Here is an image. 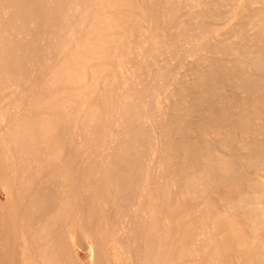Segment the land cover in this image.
Listing matches in <instances>:
<instances>
[{
	"label": "bare ground",
	"instance_id": "6f19581e",
	"mask_svg": "<svg viewBox=\"0 0 264 264\" xmlns=\"http://www.w3.org/2000/svg\"><path fill=\"white\" fill-rule=\"evenodd\" d=\"M0 264H264V0H0Z\"/></svg>",
	"mask_w": 264,
	"mask_h": 264
}]
</instances>
